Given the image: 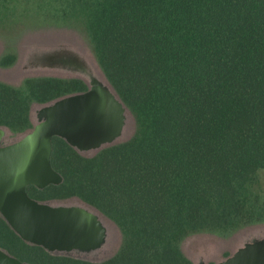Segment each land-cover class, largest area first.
Returning <instances> with one entry per match:
<instances>
[{"label": "trees", "instance_id": "1", "mask_svg": "<svg viewBox=\"0 0 264 264\" xmlns=\"http://www.w3.org/2000/svg\"><path fill=\"white\" fill-rule=\"evenodd\" d=\"M30 10L85 37L136 130L92 154L54 137L64 181L27 190L96 209L122 241L97 260L49 252L0 214V247L30 264H194L187 237L264 224V0H0V30ZM88 88L78 75L0 80V127L19 138L33 105Z\"/></svg>", "mask_w": 264, "mask_h": 264}, {"label": "water", "instance_id": "2", "mask_svg": "<svg viewBox=\"0 0 264 264\" xmlns=\"http://www.w3.org/2000/svg\"><path fill=\"white\" fill-rule=\"evenodd\" d=\"M30 59L36 67L62 68L88 77L89 88L39 105L33 129L13 142L2 143L8 130L0 127V214L28 243L49 252L89 254L107 243L108 228L101 214L85 204L38 200L27 187L43 189L64 181L52 165L54 137L80 152L98 150L121 138L128 108L104 76L94 74L85 58L71 48L42 50ZM0 264L30 263L0 247ZM215 264H264V234L247 239Z\"/></svg>", "mask_w": 264, "mask_h": 264}, {"label": "rangeland", "instance_id": "3", "mask_svg": "<svg viewBox=\"0 0 264 264\" xmlns=\"http://www.w3.org/2000/svg\"><path fill=\"white\" fill-rule=\"evenodd\" d=\"M35 11L29 12L27 16V26L22 24V28L13 31V27H20L23 18L16 16L9 20L6 30L4 27L0 30V59L8 54L14 53L17 56L15 64L3 66L0 64V80L20 85L25 77L54 75V76H71L76 75L73 72L62 68L36 67L31 64V56L35 52L48 50L59 46H64L75 50L79 55L85 58L90 65L94 74L103 76L100 66L87 42L85 37L76 29L69 26H58L46 23H38L40 21H49L37 18ZM58 18V17H57ZM50 21L51 18H50ZM4 22V23H5ZM19 22V23H18ZM37 23V24H30ZM10 31V32H7ZM82 77V76H81ZM86 80L89 78L86 77ZM38 105H33L31 114L34 124L37 123L36 111ZM136 130V121L131 112L127 114V122L124 133L119 141H124L133 136ZM17 136H7L4 138V144L13 142ZM92 154V151L83 152ZM72 202L82 204L73 200ZM108 228V239L106 245L97 251L91 252L89 258L97 260L113 254L120 246L122 234L119 228L111 221L104 219ZM258 234H264V224L250 225L239 229L230 236H219L213 233H197L187 237L182 242V248L185 254L196 263L205 260L208 264H215L233 252H235L243 243Z\"/></svg>", "mask_w": 264, "mask_h": 264}, {"label": "flooded vegetation", "instance_id": "4", "mask_svg": "<svg viewBox=\"0 0 264 264\" xmlns=\"http://www.w3.org/2000/svg\"><path fill=\"white\" fill-rule=\"evenodd\" d=\"M3 142H4V139H3ZM3 142H2V143H3Z\"/></svg>", "mask_w": 264, "mask_h": 264}]
</instances>
